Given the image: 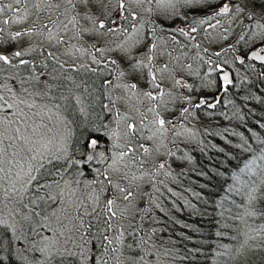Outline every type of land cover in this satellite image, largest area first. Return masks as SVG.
Returning <instances> with one entry per match:
<instances>
[{"label":"snow or ice","instance_id":"1","mask_svg":"<svg viewBox=\"0 0 264 264\" xmlns=\"http://www.w3.org/2000/svg\"><path fill=\"white\" fill-rule=\"evenodd\" d=\"M238 21L252 47L235 60L264 65V0H0V264L13 255L18 264H163L172 255L150 227L153 193L171 175L165 158L195 137L185 105L220 102L193 104V63L209 69L202 86L212 71L219 90L233 85L212 59L221 51L203 41H227ZM73 125L84 126L83 140ZM247 131L235 133L247 156L227 191L242 197L236 218L257 227L222 245L221 264H264V139Z\"/></svg>","mask_w":264,"mask_h":264},{"label":"trees","instance_id":"2","mask_svg":"<svg viewBox=\"0 0 264 264\" xmlns=\"http://www.w3.org/2000/svg\"><path fill=\"white\" fill-rule=\"evenodd\" d=\"M239 36L240 32L234 31L228 37L235 48L230 51V56L237 51L245 53L244 47L251 41L247 36V43H237ZM216 63H219L217 57ZM203 71L199 77L188 79L193 85L190 93L193 104L201 98L211 100L213 97L220 102L214 109L185 105L192 110V116L185 123L197 130L198 137L192 141H179L173 149L175 157L165 158L171 175L158 177L164 181L157 185L158 193H153L150 186L145 188L160 204L159 209L152 211L150 227L157 230L155 239L162 245L161 253L167 249L172 254L162 256L163 264H221L223 257L216 253L224 251L222 245L235 246L242 232L248 231L249 226L257 227L250 220L245 224L236 218L238 213L243 214V208L236 207L242 197L227 189L234 185L232 175L243 166L247 156L236 147L241 141L235 133L248 136L247 130L251 129L264 139V128L258 126L264 124V65L242 64L239 72L234 71L233 85L227 92L219 91L216 71L211 72L210 79L214 86H202ZM70 118L81 119L78 113ZM73 128L74 140H83L87 135L84 126L76 128L73 125ZM251 142L254 148L258 144L256 139ZM0 255L7 257L6 252ZM4 264H18L16 256L13 255L11 260L5 258Z\"/></svg>","mask_w":264,"mask_h":264},{"label":"rangeland","instance_id":"3","mask_svg":"<svg viewBox=\"0 0 264 264\" xmlns=\"http://www.w3.org/2000/svg\"><path fill=\"white\" fill-rule=\"evenodd\" d=\"M217 2V0H213V4H215ZM199 14H202V13H199ZM176 22H178L179 24H177V25H180V24H182L183 23V21L182 20H177ZM211 23H215V20H213V21H211ZM229 26V21L227 20V19H222V27H228ZM246 24H244L243 22H240V21H238L236 24H234V25H232L231 26V28H230V31L227 33V36L228 37H230V35H232V33H234V31H239L240 32V35H244L245 34V36H246ZM204 28H207V24H205L204 26H203ZM209 31H213V34L215 35L217 32H221L222 31V28H218V29H216V30H209ZM205 35H207V33L206 32H203V31H201L200 33H199V35H198V37H197V39L198 40H201ZM248 36L249 37H251V33L250 32H248ZM180 38H182L183 40H181L182 42H186L185 41V38H183V37H179V39ZM230 44V41L227 39V41H224L223 39H217L216 40V42L214 43V44H212L211 46H209V42L207 41V40H204L203 41V46H208L209 47V52L211 53V52H214V51H221V57H219V63L221 64H224V61L226 60L227 62L228 61H232L231 60V56H230V51H224V49H227L228 48V45ZM191 54V53H190ZM203 54V53H202ZM208 58V56L207 55H205V59H207ZM212 59H215L214 60V62L216 63V57L215 56H213L212 57ZM189 62H191V61H189ZM202 67V68H201ZM193 68L194 69H197L198 68V70H200V71H202L203 69H204V71H203V76L202 77H204V73H206V72H208L209 71V69H208V67L206 66V65H197L196 63H193ZM199 71V72H200ZM237 71H238V69H237ZM239 72V71H238ZM195 77V76H194ZM212 77H211V75H210V77L208 78L209 80L211 79ZM214 83H213V81H211V86H214L213 85ZM176 114L177 115H179V113H178V111L176 112ZM185 126L187 127V128H189L193 133H195V137H194V139H192V138H188V137H185V138H183L182 140H184V141H192V140H195L198 136V132H197V130L194 128V127H192V126H189V125H187L186 123H185Z\"/></svg>","mask_w":264,"mask_h":264},{"label":"flooded vegetation","instance_id":"4","mask_svg":"<svg viewBox=\"0 0 264 264\" xmlns=\"http://www.w3.org/2000/svg\"><path fill=\"white\" fill-rule=\"evenodd\" d=\"M245 24V23H244ZM246 27V26H245ZM245 35V34H244ZM248 36V31H247V28H246V37ZM249 44H247L245 47H244V50H246V52L249 51L250 47H252V41L248 42ZM256 46L259 47V41L256 42ZM238 55H242V52L240 51H237L236 53L232 54L231 55V60L232 61H228L227 64L223 65L222 66L226 69H229L230 72H231V78L233 80V75H234V71L237 70L239 67L242 66V64H240L239 62H237L235 60V57L238 56ZM245 63H250V64H253V65H256V64H259L260 62L259 61H252V60H247ZM244 63V64H245ZM261 64V63H260ZM215 74V73H214ZM216 76L218 78V81H219V76L220 74L218 72H216ZM188 82V81H187ZM220 83V81H219ZM229 88V87H228ZM220 91V90H219Z\"/></svg>","mask_w":264,"mask_h":264},{"label":"water","instance_id":"5","mask_svg":"<svg viewBox=\"0 0 264 264\" xmlns=\"http://www.w3.org/2000/svg\"><path fill=\"white\" fill-rule=\"evenodd\" d=\"M224 70H225L226 72H228V74H229V78L232 80L231 75H230V74H231L230 70H229V69H226V68H225ZM198 102H199V101H198Z\"/></svg>","mask_w":264,"mask_h":264}]
</instances>
